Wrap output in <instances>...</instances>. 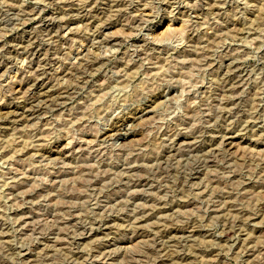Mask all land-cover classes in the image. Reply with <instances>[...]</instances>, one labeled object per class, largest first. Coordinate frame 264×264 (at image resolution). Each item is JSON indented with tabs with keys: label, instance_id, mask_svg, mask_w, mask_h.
Masks as SVG:
<instances>
[{
	"label": "rangeland",
	"instance_id": "374dc122",
	"mask_svg": "<svg viewBox=\"0 0 264 264\" xmlns=\"http://www.w3.org/2000/svg\"><path fill=\"white\" fill-rule=\"evenodd\" d=\"M0 264H264V0H0Z\"/></svg>",
	"mask_w": 264,
	"mask_h": 264
},
{
	"label": "bare ground",
	"instance_id": "6f19581e",
	"mask_svg": "<svg viewBox=\"0 0 264 264\" xmlns=\"http://www.w3.org/2000/svg\"><path fill=\"white\" fill-rule=\"evenodd\" d=\"M91 12V11H90ZM94 12V11H93ZM96 12V11H95ZM87 13V12H86ZM92 13V12H91ZM97 13V12H96ZM88 15V14H87ZM98 16V15H97ZM91 17H92V15H91ZM33 18V17H32ZM94 18V17H93ZM6 19V18H5ZM65 19V18H64ZM88 19V18H87ZM6 21V20H5ZM89 21V20H88ZM142 21V20H141ZM60 24V23H59ZM51 27H53V26H51ZM49 29V28H48ZM191 30V29H190ZM28 33V32H27ZM24 34V33H23ZM31 35L32 34H30L29 36H27V38L29 39V38H31ZM40 39V38H39ZM107 39V38H106ZM36 40V39H35ZM25 41V40H24ZM34 42V41H33ZM99 43V42H98ZM23 46V45H22ZM17 48V47H16ZM31 55H38L39 54V52H37V50H35V49H32L31 51ZM5 55V54H4ZM7 56V55H6ZM95 58V57H94ZM95 61H96V59H95ZM106 62V61H105ZM94 63V62H93ZM96 63V62H95ZM42 68V67H41ZM63 68V67H62ZM93 69V68H92ZM25 71V70H24ZM90 71V70H89ZM34 72V71H33ZM34 76V75H33ZM23 79V78H22ZM37 79V78H36ZM33 81V80H32ZM36 84V83H35ZM33 85V84H32ZM34 86V85H33ZM57 87V86H56ZM46 92V91H45ZM17 95V94H16ZM44 95V93H42L40 96L42 97ZM51 95V94H50ZM39 96V95H38ZM37 95H35V97L33 98V99H31V101L32 102H37V100L39 99V97H38ZM56 98H58V97H56ZM28 99V98H27ZM53 100H55V99H53ZM49 102V101H48ZM30 103V102H29ZM42 102H40V104H41ZM64 103H67V102H64ZM39 104V105H40ZM37 105V104H36ZM30 106V105H29ZM40 107V106H39ZM26 108H27V106H26ZM48 108V107H47ZM16 109V108H15ZM13 114V113H12ZM8 115V114H7ZM9 115H10V113H9ZM5 116V115H4ZM23 116V115H22ZM8 117V116H7ZM16 121V120H15ZM13 124V123H12ZM9 125V124H8ZM115 134V133H114ZM98 137V136H97ZM112 137V136H111ZM27 155V154H26ZM190 175V174H189ZM71 207H73V206H71ZM142 217V216H141ZM108 218V217H107ZM232 224V223H231ZM182 256V255H181Z\"/></svg>",
	"mask_w": 264,
	"mask_h": 264
}]
</instances>
